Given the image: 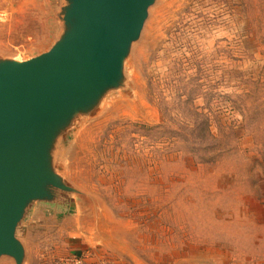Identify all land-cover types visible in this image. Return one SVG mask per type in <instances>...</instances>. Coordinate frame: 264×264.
Wrapping results in <instances>:
<instances>
[{"label":"rangeland","instance_id":"374dc122","mask_svg":"<svg viewBox=\"0 0 264 264\" xmlns=\"http://www.w3.org/2000/svg\"><path fill=\"white\" fill-rule=\"evenodd\" d=\"M224 1L164 0L152 13L131 68L137 98L119 99L85 127L70 156L75 181L101 200L103 215L50 225L33 264L83 250L93 252L87 264H264V132L249 124L255 134L236 130L234 143L239 115L228 99L239 85L234 66L256 75L264 56L240 45L246 21ZM236 1L260 20L264 0ZM191 111L200 112L199 128L201 115L210 123L216 164H196L173 143L192 137L183 118L161 124L169 114L192 120Z\"/></svg>","mask_w":264,"mask_h":264},{"label":"water","instance_id":"95a60500","mask_svg":"<svg viewBox=\"0 0 264 264\" xmlns=\"http://www.w3.org/2000/svg\"><path fill=\"white\" fill-rule=\"evenodd\" d=\"M163 1L0 0V264H33L50 225L103 215L70 156L85 127L137 98L131 68Z\"/></svg>","mask_w":264,"mask_h":264},{"label":"trees","instance_id":"16d2710c","mask_svg":"<svg viewBox=\"0 0 264 264\" xmlns=\"http://www.w3.org/2000/svg\"><path fill=\"white\" fill-rule=\"evenodd\" d=\"M224 2L228 5L227 10L230 16L240 14L244 17V21H246L241 32H237V34H240L238 35V37H240V40H238L240 45L245 47V50L248 51L246 52L247 54L260 52L264 56V25L262 20L264 15V4L259 5L261 16L260 20L256 23L254 19L249 17L250 5L247 1L237 2L235 0V2L230 3L225 0ZM213 21L219 25H223V22L217 18H214ZM246 71L247 70H242L238 66H234L231 70L233 81H238L239 83L238 89H235L232 95H228L229 101L230 97H232L231 104L239 115V118H237L234 123L237 129L234 127L232 128V131H234L233 136L236 137L234 143L238 142L241 138V135L237 134L236 130L255 134L248 131L249 124L251 125L252 130L259 129V133L264 132L261 129V126L264 124V67L259 68L256 75H251ZM222 76L224 77L223 74ZM191 113L194 116L192 120L186 116L183 117V115H180L179 113L176 116L174 114H169L167 119H161V124L168 125L169 120L172 121L173 119H178L180 122L183 118L185 123L188 124V127L192 128V137L188 138L186 135L182 140L178 137L173 143L181 144L183 142L187 146L184 150L188 153L189 160L196 164H216L221 156L218 153L212 155L210 152L211 149H209L211 148V145L209 146L210 143L205 140L207 137L216 140V138H214L215 134L210 131V123H208L206 117L201 115L199 128L197 125V119L200 112L191 111ZM222 127L225 128L226 126L222 125ZM197 130L201 131L198 132V135L195 133ZM195 137L202 138V144H205V146L195 147ZM260 161L264 164V156H261Z\"/></svg>","mask_w":264,"mask_h":264},{"label":"built area","instance_id":"2783aa9c","mask_svg":"<svg viewBox=\"0 0 264 264\" xmlns=\"http://www.w3.org/2000/svg\"><path fill=\"white\" fill-rule=\"evenodd\" d=\"M93 252L83 250L79 252H72L65 258H59V264H87V260L90 258Z\"/></svg>","mask_w":264,"mask_h":264}]
</instances>
